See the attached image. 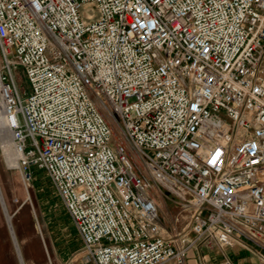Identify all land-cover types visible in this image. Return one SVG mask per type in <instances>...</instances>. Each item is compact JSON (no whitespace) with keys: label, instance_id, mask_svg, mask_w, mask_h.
Segmentation results:
<instances>
[{"label":"built area","instance_id":"built-area-1","mask_svg":"<svg viewBox=\"0 0 264 264\" xmlns=\"http://www.w3.org/2000/svg\"><path fill=\"white\" fill-rule=\"evenodd\" d=\"M0 110L81 257L234 264L221 251L247 244L264 264V0H0Z\"/></svg>","mask_w":264,"mask_h":264},{"label":"rangeland","instance_id":"rangeland-1","mask_svg":"<svg viewBox=\"0 0 264 264\" xmlns=\"http://www.w3.org/2000/svg\"><path fill=\"white\" fill-rule=\"evenodd\" d=\"M13 77L20 93L28 95L30 89L22 71L14 70ZM32 172L33 181L24 185L17 167L8 169L0 152V193L11 218V228L23 264H81L84 257H81L80 240L49 179L40 169L35 168ZM142 175L148 179L145 171ZM158 194L163 196L166 208L171 210L172 202L161 192ZM178 210L176 205L170 214L175 216ZM42 215L46 218L44 226ZM183 226L184 220L177 224L164 222L162 229L171 234L172 231L181 232ZM189 235L192 237L191 233ZM17 249L0 203V264H19Z\"/></svg>","mask_w":264,"mask_h":264},{"label":"crops","instance_id":"crops-1","mask_svg":"<svg viewBox=\"0 0 264 264\" xmlns=\"http://www.w3.org/2000/svg\"><path fill=\"white\" fill-rule=\"evenodd\" d=\"M158 197V198H157ZM156 199H158V214L160 215L161 219V225L164 224V222H172L173 215L170 214L173 208L176 207L177 203L174 199H169L172 204L173 208L171 210H168L165 206V199L163 196L157 195ZM43 217V215L41 216ZM46 225V218L43 217V226ZM164 229V228H163ZM166 233H168L167 229H164ZM173 234L175 233L172 231ZM172 234V233H171ZM170 234V235H171ZM186 237L189 238V233L186 234ZM179 244H184L185 241L183 239L178 240ZM254 247L252 245H243V246H229L226 248H223L221 253L228 258H230L234 264H258L259 259L255 254ZM24 254L26 251H23ZM222 256L219 254L218 251L215 252H208L204 248H197V249H191L189 252L185 255L184 261L182 264H217L222 260ZM81 264H94L91 261H88L87 259H83L81 261ZM165 264H179L175 260L167 262Z\"/></svg>","mask_w":264,"mask_h":264},{"label":"bare ground","instance_id":"bare-ground-1","mask_svg":"<svg viewBox=\"0 0 264 264\" xmlns=\"http://www.w3.org/2000/svg\"><path fill=\"white\" fill-rule=\"evenodd\" d=\"M0 152L6 164V167L8 169L17 167L18 156L14 150L13 142H11L9 132L6 127V120L1 110H0ZM8 218H9V223H11L10 222L11 218L9 216ZM10 229L12 231L11 224L9 226V231ZM10 234L12 236L13 244L15 248L17 249V242H16L15 234H13V231ZM17 252H18V258H19V264H23L19 249H17Z\"/></svg>","mask_w":264,"mask_h":264},{"label":"water","instance_id":"water-1","mask_svg":"<svg viewBox=\"0 0 264 264\" xmlns=\"http://www.w3.org/2000/svg\"><path fill=\"white\" fill-rule=\"evenodd\" d=\"M0 203H1V205H2V209H3L4 217H5L6 221H7L8 227H9V226H10L9 218H8V215H7L6 209H5V207H4V203H3V201H2L1 193H0ZM11 232H12V231H11V229H10V233H11Z\"/></svg>","mask_w":264,"mask_h":264}]
</instances>
